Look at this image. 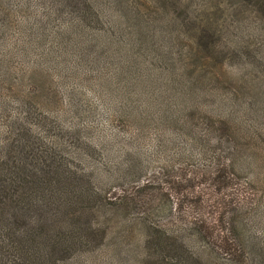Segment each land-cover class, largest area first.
I'll return each instance as SVG.
<instances>
[{
	"label": "rangeland",
	"instance_id": "rangeland-1",
	"mask_svg": "<svg viewBox=\"0 0 264 264\" xmlns=\"http://www.w3.org/2000/svg\"><path fill=\"white\" fill-rule=\"evenodd\" d=\"M132 34H138L141 51ZM191 40L198 43L195 66L208 60L209 42L229 48L220 63L202 71L180 70L186 57L162 59L165 47L184 54L194 46ZM0 76L9 117L20 106L32 109L47 99L46 112L61 124L78 126L81 137L122 146L105 167L116 179L102 180L114 193L146 181L134 195L136 209L107 210V232L94 236L95 246L91 241L54 264H140L138 215L149 213L163 224L196 212L211 216L203 174L213 161L199 154V143L192 142L199 137L190 139L189 129L173 115L160 114L175 102L193 106L189 120L197 128L204 121H227L231 129L209 133L216 153L224 154L234 139L255 138L245 146L250 166L239 171L234 188L248 182L264 212V0H0ZM126 97L134 109L120 117ZM223 109L232 114L223 116ZM132 126L142 128L130 132ZM100 155L96 150L97 162ZM243 221L249 231H258L249 215ZM211 258L233 264L215 251Z\"/></svg>",
	"mask_w": 264,
	"mask_h": 264
},
{
	"label": "trees",
	"instance_id": "trees-1",
	"mask_svg": "<svg viewBox=\"0 0 264 264\" xmlns=\"http://www.w3.org/2000/svg\"><path fill=\"white\" fill-rule=\"evenodd\" d=\"M182 23L181 27L186 21ZM134 35L132 41L141 51L138 34ZM227 48H215L209 42L208 60L196 66L191 60L196 57L197 42L186 47L184 54L167 46L161 56L164 61H173L172 55L186 57L180 70L202 71L206 64L220 63ZM188 84L182 79V85ZM31 92L35 93L32 89ZM183 93L179 95L182 97ZM5 97L0 89V264H54L89 248L91 241L95 246L94 236H105L107 232V210L111 206L136 209L134 195L146 186V181L129 189L121 186L114 193L106 185L110 182L102 180L116 179L109 177L105 167L115 162L123 152L122 146L114 142L96 145L94 140L81 137L78 126L61 124L46 112L43 106L48 105L47 99L32 109L20 106V112L11 118ZM29 97L30 88L22 99L28 102ZM131 101L130 97L123 98L117 115L128 116L134 109ZM193 109L191 104L175 102L165 106L160 114L173 115L176 124L189 129L190 139L199 137L192 140L199 143V154L212 159L213 164L203 174L207 181L205 194L209 196L207 214L211 216L196 212L179 218L177 223L163 224L149 213L138 215L134 224L140 264H225L211 258L213 251L227 255L233 264H264V212L258 210L256 193L248 182L234 188L239 171L245 164L250 166L251 157L245 146L255 138L234 139L224 154L216 153L209 145L210 131L231 127L221 120L216 124L204 121L197 128L189 120ZM221 113L230 115L232 110L223 109ZM251 126L257 127L253 122ZM132 128L130 132H138L142 126ZM96 150L101 153L99 162L95 160ZM104 173L107 176L101 177ZM245 215L253 219L257 232L244 226Z\"/></svg>",
	"mask_w": 264,
	"mask_h": 264
}]
</instances>
